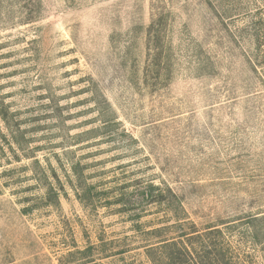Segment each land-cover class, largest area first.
<instances>
[{"label":"rangeland","instance_id":"374dc122","mask_svg":"<svg viewBox=\"0 0 264 264\" xmlns=\"http://www.w3.org/2000/svg\"><path fill=\"white\" fill-rule=\"evenodd\" d=\"M0 109V264H264V0H0Z\"/></svg>","mask_w":264,"mask_h":264},{"label":"trees","instance_id":"16d2710c","mask_svg":"<svg viewBox=\"0 0 264 264\" xmlns=\"http://www.w3.org/2000/svg\"><path fill=\"white\" fill-rule=\"evenodd\" d=\"M0 116L2 119L7 123L8 127H10L9 124V118L8 114L5 110L0 109ZM13 128V127H12ZM23 134V133H21ZM15 143L19 144L20 140L15 137ZM73 172L75 175L78 176V181H80V176L77 170V166L73 168ZM81 187V186H80ZM159 191V192H158ZM161 188L158 186H148L146 190L142 192V198L150 204V203H159L165 205L167 208L172 207L174 202H171V200L165 199L162 194H160ZM158 192V194H156ZM89 193V192H88ZM169 193L173 195L172 191L169 190ZM175 199H177L175 197ZM175 211L174 215L176 217H179L181 213L183 212V208L181 206V203H177L176 207L172 209ZM188 220H181L174 224L173 228H176L179 230L180 233H182L180 236H158L159 240V248L158 250L160 253L158 254V260L155 261L156 264H206V261L210 260V256L212 255V250H215L216 245H213L214 240L216 239L217 234H221L220 230H212V228H209L207 232H205L204 235H201L198 233V230H196L195 225L192 223L190 224V227H187L186 224H189ZM168 228H158L153 232V234L162 233L164 230H167ZM199 241V243L202 245V253H203V259L200 260L194 256L195 253L190 251L187 247L190 245L191 247L194 246L193 241ZM199 256V253L196 254ZM214 263L215 264H232V260L229 259L227 261L223 259V262H220V260H217L216 253H214Z\"/></svg>","mask_w":264,"mask_h":264}]
</instances>
